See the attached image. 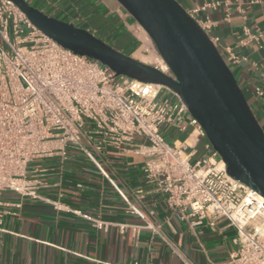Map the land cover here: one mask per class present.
Here are the masks:
<instances>
[{"label":"built area","instance_id":"2783aa9c","mask_svg":"<svg viewBox=\"0 0 264 264\" xmlns=\"http://www.w3.org/2000/svg\"><path fill=\"white\" fill-rule=\"evenodd\" d=\"M201 9L187 13L206 32L208 20L194 17ZM244 38L242 44L259 42L262 33L245 28ZM226 53L237 62L232 51ZM163 73L171 75L168 67ZM256 93L261 95L258 89ZM184 113L185 106L170 90L116 76L97 61L63 48L13 3L0 0V193L37 199V184L28 178L27 166L34 160L65 158L68 148L81 152L107 178L97 155L107 145L140 139L133 151L143 157L144 178L165 196L170 215L189 229L213 227L225 219L236 235L224 264H264V197L230 177L208 142L205 154L193 159L185 143L166 141L161 127L181 130L177 121ZM188 123L205 137L190 115ZM78 215L97 229L103 226L89 215ZM140 228L160 235L150 220L134 232ZM183 263L193 264L184 258Z\"/></svg>","mask_w":264,"mask_h":264},{"label":"crops","instance_id":"0c3cea01","mask_svg":"<svg viewBox=\"0 0 264 264\" xmlns=\"http://www.w3.org/2000/svg\"><path fill=\"white\" fill-rule=\"evenodd\" d=\"M32 1L44 14L87 30L116 51L130 55L136 50L130 33L134 20L116 0H27ZM177 1L186 11L203 7L194 17L208 20L207 35L217 39L214 45L264 131V0ZM245 28L252 34L261 31L259 42L242 44ZM164 95L172 96L167 91ZM188 118L184 113L177 121L181 130L162 126L161 131L168 143H185L198 159L208 141ZM140 142L104 147L97 157L107 178L81 152L69 148L65 158L29 163L27 176L37 184L38 198L0 193V264H184L183 258L193 264H224L234 249V228L220 219L213 227L189 229L172 217L165 196L144 178V159L133 151ZM78 213L103 226L97 229ZM145 220L160 235L145 228L136 234L134 229Z\"/></svg>","mask_w":264,"mask_h":264},{"label":"water","instance_id":"95a60500","mask_svg":"<svg viewBox=\"0 0 264 264\" xmlns=\"http://www.w3.org/2000/svg\"><path fill=\"white\" fill-rule=\"evenodd\" d=\"M8 1L63 48L97 61L116 76L159 84L176 94L228 175L264 197V131L216 46L177 0H116L150 37L171 75L26 0Z\"/></svg>","mask_w":264,"mask_h":264},{"label":"rangeland","instance_id":"374dc122","mask_svg":"<svg viewBox=\"0 0 264 264\" xmlns=\"http://www.w3.org/2000/svg\"><path fill=\"white\" fill-rule=\"evenodd\" d=\"M30 5L35 7L36 6L35 1H32V3ZM35 8L38 9L37 7H35ZM137 25L138 24L134 21V24L130 27V33L134 37V39H136L137 47H136V50L133 51L132 53H130L129 56H131L134 59H137L134 56V53L138 49H141L142 50V54L144 56L152 55L158 60V62H160L161 58H160V56H159V54H158L153 42L151 41L150 37L147 35V33L143 29H139L137 27ZM137 60H139V59H137ZM158 62L154 63L153 65L152 64H147V63L146 64L157 68L158 65H159Z\"/></svg>","mask_w":264,"mask_h":264},{"label":"bare ground","instance_id":"6f19581e","mask_svg":"<svg viewBox=\"0 0 264 264\" xmlns=\"http://www.w3.org/2000/svg\"><path fill=\"white\" fill-rule=\"evenodd\" d=\"M134 56L137 58V59H139L141 62H143V63H147V64H154V63H157L158 62V60L154 57V56H152V55H148V56H144V55H142L141 54V52H140V50L139 51H137L135 54H134ZM158 63H160V70L161 71H163V72H166V70H167V67L165 66V64L164 63H162V62H158Z\"/></svg>","mask_w":264,"mask_h":264}]
</instances>
